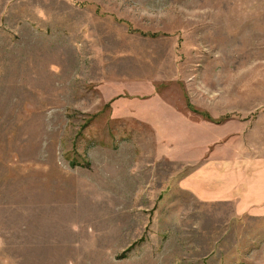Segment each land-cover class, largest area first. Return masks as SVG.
Here are the masks:
<instances>
[{
	"label": "rangeland",
	"instance_id": "obj_1",
	"mask_svg": "<svg viewBox=\"0 0 264 264\" xmlns=\"http://www.w3.org/2000/svg\"><path fill=\"white\" fill-rule=\"evenodd\" d=\"M236 149L264 0H0V264H264V223L183 187Z\"/></svg>",
	"mask_w": 264,
	"mask_h": 264
},
{
	"label": "crops",
	"instance_id": "obj_2",
	"mask_svg": "<svg viewBox=\"0 0 264 264\" xmlns=\"http://www.w3.org/2000/svg\"><path fill=\"white\" fill-rule=\"evenodd\" d=\"M211 155L188 173L185 186L202 202L233 205L237 217L248 216L264 223V155ZM257 232L264 235V227ZM256 232V233H257Z\"/></svg>",
	"mask_w": 264,
	"mask_h": 264
},
{
	"label": "trees",
	"instance_id": "obj_3",
	"mask_svg": "<svg viewBox=\"0 0 264 264\" xmlns=\"http://www.w3.org/2000/svg\"><path fill=\"white\" fill-rule=\"evenodd\" d=\"M204 115H205L206 118L210 119V116H209V114L207 112H205Z\"/></svg>",
	"mask_w": 264,
	"mask_h": 264
}]
</instances>
